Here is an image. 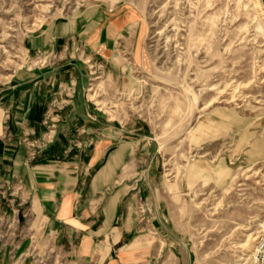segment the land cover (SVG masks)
I'll list each match as a JSON object with an SVG mask.
<instances>
[{
  "label": "rangeland",
  "instance_id": "obj_1",
  "mask_svg": "<svg viewBox=\"0 0 264 264\" xmlns=\"http://www.w3.org/2000/svg\"><path fill=\"white\" fill-rule=\"evenodd\" d=\"M98 4L128 10L140 33L135 48L119 49L124 69L128 67L122 77L107 76L106 62L82 42L35 54L25 49V35L46 19L70 18ZM69 59L88 67L85 94L111 123L141 121L160 148L163 182L154 198L160 211L155 220L165 228L162 252L153 253L147 264H248L264 217V159L250 162L242 147L264 140L263 1L0 0V84L25 65L56 66ZM73 87L71 100L75 83ZM66 90L63 98L52 101L49 123L56 125L53 117L68 106L51 111L56 100L67 99ZM218 108L235 114L241 127L195 146L200 144L192 142L191 130ZM55 131L47 127L43 139L28 143L49 145ZM198 160L211 166L222 161L230 171L227 182L219 185L195 175L202 169ZM152 204L143 201L140 206L153 210ZM150 225L144 238L148 248L158 237L157 227ZM18 227L0 217L2 242L27 237V228ZM40 241L37 231L26 252L28 264H81L67 255L72 249Z\"/></svg>",
  "mask_w": 264,
  "mask_h": 264
},
{
  "label": "crops",
  "instance_id": "obj_2",
  "mask_svg": "<svg viewBox=\"0 0 264 264\" xmlns=\"http://www.w3.org/2000/svg\"><path fill=\"white\" fill-rule=\"evenodd\" d=\"M134 21L128 10L98 4L70 18L46 19L25 35L24 46L35 54L82 42L106 62L107 76L120 78L128 67L119 49H133L140 40ZM90 78L86 64L69 59L56 66L25 65L0 84V217L14 229L21 224L28 230L20 240L0 239V264H28L26 252L37 231L39 245L52 240L72 249L67 255L81 264H147L153 253L162 252L165 226L155 220L160 211L154 202L163 182L160 148L141 121L111 123L85 94ZM73 83L77 90L70 105L53 117V140L30 145L43 139L52 101L63 98L62 90ZM241 124L235 114L214 109L190 137L202 147ZM242 147L250 162L264 159V140ZM32 152L37 153L33 159ZM195 163L202 167L195 175L227 182L230 171L222 161ZM143 201L154 204L146 220L139 212ZM150 223L158 237L148 248L144 238Z\"/></svg>",
  "mask_w": 264,
  "mask_h": 264
},
{
  "label": "built area",
  "instance_id": "obj_3",
  "mask_svg": "<svg viewBox=\"0 0 264 264\" xmlns=\"http://www.w3.org/2000/svg\"><path fill=\"white\" fill-rule=\"evenodd\" d=\"M74 87L73 84H70L69 87L67 86V94H66V98L65 100H63L62 102H58L56 100V105H52V109L51 111H53V109L58 108L57 105H61L64 106L65 104H69L71 101L72 96L74 95ZM55 103V102H54ZM47 120V119H46ZM49 120L46 121V125L47 127L50 129V133H53V131L55 130V123L54 122H48ZM36 152H33L31 157L32 159L36 157ZM139 212H140V216L143 220L147 219V215H149V213H151V209H149L146 205H142L139 207ZM258 230H257V236L255 239V244L253 247V251L249 257L248 260V264H264V217L262 219L259 220L258 224H257Z\"/></svg>",
  "mask_w": 264,
  "mask_h": 264
},
{
  "label": "bare ground",
  "instance_id": "obj_4",
  "mask_svg": "<svg viewBox=\"0 0 264 264\" xmlns=\"http://www.w3.org/2000/svg\"><path fill=\"white\" fill-rule=\"evenodd\" d=\"M243 230H247V229H244V228H243ZM248 237L250 238V235H249Z\"/></svg>",
  "mask_w": 264,
  "mask_h": 264
}]
</instances>
